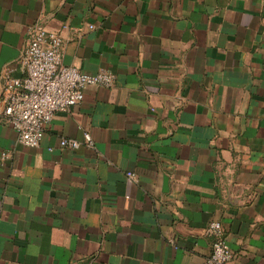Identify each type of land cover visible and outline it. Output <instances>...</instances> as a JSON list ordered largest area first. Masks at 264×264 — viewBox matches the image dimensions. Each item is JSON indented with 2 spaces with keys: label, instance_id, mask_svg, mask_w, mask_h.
<instances>
[{
  "label": "crops",
  "instance_id": "0c3cea01",
  "mask_svg": "<svg viewBox=\"0 0 264 264\" xmlns=\"http://www.w3.org/2000/svg\"><path fill=\"white\" fill-rule=\"evenodd\" d=\"M37 23L115 81L37 147L0 97V264H205L212 221L264 264V0H0V74Z\"/></svg>",
  "mask_w": 264,
  "mask_h": 264
},
{
  "label": "built area",
  "instance_id": "2783aa9c",
  "mask_svg": "<svg viewBox=\"0 0 264 264\" xmlns=\"http://www.w3.org/2000/svg\"><path fill=\"white\" fill-rule=\"evenodd\" d=\"M28 35V42L16 62L0 74V97L4 104L2 115L17 132L18 141L37 147L57 112L81 104L88 86L112 87L115 73L109 69L88 73L65 65L62 36L40 23L31 26ZM17 69L21 71L19 76L12 74ZM84 138L83 143L93 145L88 132ZM81 144L74 138L61 140L63 147L76 149ZM127 175L135 178L132 172ZM205 232L212 239V250L205 264H230L235 254L227 242L222 223L210 222Z\"/></svg>",
  "mask_w": 264,
  "mask_h": 264
}]
</instances>
